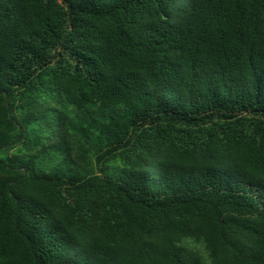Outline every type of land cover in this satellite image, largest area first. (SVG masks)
I'll return each mask as SVG.
<instances>
[{
    "label": "trees",
    "instance_id": "obj_1",
    "mask_svg": "<svg viewBox=\"0 0 264 264\" xmlns=\"http://www.w3.org/2000/svg\"><path fill=\"white\" fill-rule=\"evenodd\" d=\"M0 264H264V0H0Z\"/></svg>",
    "mask_w": 264,
    "mask_h": 264
}]
</instances>
